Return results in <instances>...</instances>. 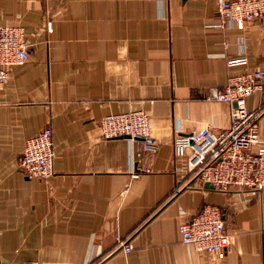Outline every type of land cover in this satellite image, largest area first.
<instances>
[{"label": "crops", "instance_id": "1", "mask_svg": "<svg viewBox=\"0 0 264 264\" xmlns=\"http://www.w3.org/2000/svg\"><path fill=\"white\" fill-rule=\"evenodd\" d=\"M219 22L217 0H0V26L22 25L30 45L0 91V264H264V192L208 188L174 154L179 134L230 128L232 107L212 92L264 71V20ZM134 111L149 114L154 154L102 136L103 118ZM47 126L55 174L30 179L20 158ZM206 205L231 236L223 260L181 238Z\"/></svg>", "mask_w": 264, "mask_h": 264}, {"label": "built area", "instance_id": "2", "mask_svg": "<svg viewBox=\"0 0 264 264\" xmlns=\"http://www.w3.org/2000/svg\"><path fill=\"white\" fill-rule=\"evenodd\" d=\"M217 4L218 27L223 31L243 30L248 23L264 20V0H217ZM50 28L51 24H48ZM29 48L22 25L0 26V91L8 84L12 69L29 61ZM247 63L245 55L228 60L231 67ZM257 93H261V104L256 110H249L247 99ZM209 99L231 105L230 128L219 131L204 128L177 135L174 141L176 160L185 161L187 170L196 173L202 184H209L216 191L239 189L263 193L264 137L259 120L264 113V71L247 70L230 77L225 89L212 92ZM100 127L105 139L125 137L132 141L141 140L146 152L154 154L159 150V143L151 136L149 114L144 111L106 116L100 121ZM188 150L192 151L189 157ZM56 157L53 129L47 126L27 141L20 167L30 179L47 180L55 174ZM179 231L184 244L218 260L226 257L232 243L223 214L213 205H206L190 221L182 223ZM118 244L125 247L126 252L131 250L122 240Z\"/></svg>", "mask_w": 264, "mask_h": 264}, {"label": "water", "instance_id": "3", "mask_svg": "<svg viewBox=\"0 0 264 264\" xmlns=\"http://www.w3.org/2000/svg\"><path fill=\"white\" fill-rule=\"evenodd\" d=\"M206 187H208V188H212V186H211V185H209V184H206Z\"/></svg>", "mask_w": 264, "mask_h": 264}]
</instances>
